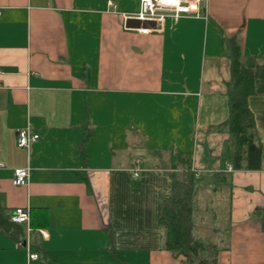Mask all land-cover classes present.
Returning a JSON list of instances; mask_svg holds the SVG:
<instances>
[{
	"label": "crops",
	"instance_id": "0c3cea01",
	"mask_svg": "<svg viewBox=\"0 0 264 264\" xmlns=\"http://www.w3.org/2000/svg\"><path fill=\"white\" fill-rule=\"evenodd\" d=\"M139 7L0 0V207L40 224L20 227L37 243L32 264H181L159 204L190 165L193 235L217 264H264V160L232 170L225 124L236 43L264 147V0H205L198 17L161 22L130 18ZM24 128L39 135L28 148L16 142ZM16 167H29L25 185H13ZM198 214H210L212 238ZM21 232L0 229V264L26 262Z\"/></svg>",
	"mask_w": 264,
	"mask_h": 264
},
{
	"label": "trees",
	"instance_id": "16d2710c",
	"mask_svg": "<svg viewBox=\"0 0 264 264\" xmlns=\"http://www.w3.org/2000/svg\"><path fill=\"white\" fill-rule=\"evenodd\" d=\"M230 53L232 74L227 85L229 111L225 124L234 140L231 168L260 170L263 167L264 147L259 141L253 116L247 104V97L252 92V74L243 66L240 49L236 43L231 44ZM189 166L182 177L174 175L171 190L163 195L159 204V223L165 231V247L175 256L182 257L181 264H217V251L214 246L196 238L192 233L191 196L195 175ZM225 175V179L230 177V173ZM10 216L11 214H7L0 207V229L17 237L22 225L13 223ZM257 216L264 229V209L258 211ZM31 219H33L31 232L34 233L40 224L36 223V218ZM42 219H45V216ZM25 235L23 230L16 239L22 242ZM30 247L37 252L35 240L31 239Z\"/></svg>",
	"mask_w": 264,
	"mask_h": 264
},
{
	"label": "built area",
	"instance_id": "2783aa9c",
	"mask_svg": "<svg viewBox=\"0 0 264 264\" xmlns=\"http://www.w3.org/2000/svg\"><path fill=\"white\" fill-rule=\"evenodd\" d=\"M205 0H139L140 7L138 12L129 16L139 21L161 22L165 17H182L191 16L198 17V5ZM140 33H147L148 28L138 29ZM39 135L30 131L28 128L20 129L16 133L17 146L20 148H28L32 143L38 141ZM2 166V163H0ZM30 169L29 167H16L13 170L12 183L16 186L25 185L28 181ZM137 173H135L136 175ZM13 223L21 224L26 227L27 232L31 231L30 211L27 208L18 207L10 216ZM40 234L45 236L43 230H39ZM24 242V243H23ZM23 242L26 249V262L24 264H32L39 259V254L31 250L28 238Z\"/></svg>",
	"mask_w": 264,
	"mask_h": 264
},
{
	"label": "rangeland",
	"instance_id": "374dc122",
	"mask_svg": "<svg viewBox=\"0 0 264 264\" xmlns=\"http://www.w3.org/2000/svg\"><path fill=\"white\" fill-rule=\"evenodd\" d=\"M129 16H131V15H129ZM187 17H191V16H187ZM199 216H201L202 214H198ZM199 218V217H198ZM198 218H196L195 219V221H194V224H192V226L193 225H195V226H197L198 225V221L200 220V219H198ZM201 218V217H200ZM196 221H197V223H196ZM201 222H205V224L203 225V226H205V227H203L202 229H201V234H199L200 235V237H202V239H207V238H212V236H213V230H212V227L210 228V226H213L212 224H210L211 222H212V218H211V216H210V214H208L207 216H204V215H202V219H201V221H200V223ZM193 223V222H192ZM194 226V229L196 228Z\"/></svg>",
	"mask_w": 264,
	"mask_h": 264
}]
</instances>
